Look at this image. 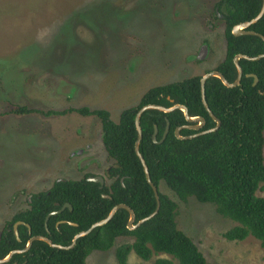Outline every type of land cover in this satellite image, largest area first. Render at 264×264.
<instances>
[{"label": "rangeland", "instance_id": "374dc122", "mask_svg": "<svg viewBox=\"0 0 264 264\" xmlns=\"http://www.w3.org/2000/svg\"><path fill=\"white\" fill-rule=\"evenodd\" d=\"M215 1L0 0V230L28 206L29 194L54 180L105 177L113 161L100 120L75 109H105L117 121L146 89L202 76L221 62L224 25L214 16ZM203 43L207 52L198 57ZM23 105L60 113L12 112ZM260 187L257 195L264 196ZM159 189L177 202L178 228L209 263L264 264L256 239L223 237L234 223L212 204L183 202L163 183ZM131 241L119 237L115 246ZM115 246L92 251L86 264H117ZM158 257L171 259L131 252L128 262L152 264Z\"/></svg>", "mask_w": 264, "mask_h": 264}, {"label": "trees", "instance_id": "16d2710c", "mask_svg": "<svg viewBox=\"0 0 264 264\" xmlns=\"http://www.w3.org/2000/svg\"><path fill=\"white\" fill-rule=\"evenodd\" d=\"M261 5L262 0H217L214 3L223 15L225 40L224 58L214 69L230 83L237 76L233 63L235 55L264 54V41L259 36L232 34L233 26L254 18ZM245 30L264 35V13ZM238 63L242 76L237 86L226 87L217 77H209L205 83V100L220 120L217 130L190 139H178L174 135L176 127L196 124L188 122L182 110L150 109L141 115L139 152L151 181L158 188L160 200L159 210L152 218L130 230L127 228L129 212L120 208L108 222L77 238L72 248L60 249L43 240H35L27 251L16 253L0 264H86L92 251L111 249L119 237H128L132 241L115 246L117 264H130L128 255L131 252L143 260L159 254L171 256V259L158 257L152 264H174V260L176 264H211L195 242L178 228V204L160 191L161 183L179 200L185 202L193 197L201 203H210L219 215L230 219L234 224L222 233L227 240L242 241L252 237L264 249V196L257 195L260 185L264 184V57L258 60L240 58ZM249 73L256 75L255 85L253 77L246 76ZM200 78L195 75L146 89L135 105L120 112L117 121H113L105 109H75L100 120L101 142L113 161L105 170V177L110 182L101 186L87 180L93 175L85 174L79 179L58 178L47 190L29 194L28 206L17 211L0 230V259L12 250L23 249L28 239L37 235L54 244L68 246L77 233L105 218L116 204L123 203L132 209L134 224L152 213L156 200L134 150L135 114L146 104L164 107L182 104L189 116L202 117L204 124L199 130L182 128L180 135L214 127L216 123L202 103ZM12 112H36L46 116L60 113L43 112L25 105L15 107ZM166 121L169 130L165 139L159 142ZM155 127L156 142L152 139ZM64 203H69L71 209L66 207L48 216ZM17 221L24 222L17 228L19 240L13 232V224Z\"/></svg>", "mask_w": 264, "mask_h": 264}, {"label": "water", "instance_id": "95a60500", "mask_svg": "<svg viewBox=\"0 0 264 264\" xmlns=\"http://www.w3.org/2000/svg\"><path fill=\"white\" fill-rule=\"evenodd\" d=\"M264 13V0H262V5H261V9L260 11L258 12V14L248 20V21H244V22H240L236 25L233 26L232 28V34L234 36H239L241 34H252V35H257L259 36L263 41H264V35L260 34V33H257V32H254V31H249V30H245L246 28H248L250 25L256 23L263 15ZM207 47V46H206ZM201 57V56H199ZM264 57V54H259V55H256V56H247V55H243V54H237L234 56L233 58V63L236 67V70H237V76H236V79L230 83L228 82L224 76L216 71V70H212L208 73H205L201 76L200 78V94H201V99H202V103H203V106L204 108L206 109V111L208 112L209 116L215 121V126L210 128V129H207V130H202V131H199V132H196L194 134H191V135H186V136H183V135H180V130L182 128H191V129H195V130H199L203 124H204V119L202 117H199V116H194V117H191L189 116L188 114V111H187V108L182 105V104H174L173 106L171 107H164V106H160V105H157V104H146V105H143L141 106L138 111L136 112L135 114V118H134V124H135V128H136V131H137V137H136V141H135V144H134V150H135V153L137 155V157L139 158L140 160V163L142 165V168H143V172L145 174V178H146V181L147 183L150 185V187L152 188V191H153V194H154V197H155V200H156V207L154 209V211L152 213H150L148 216L138 220L135 224L133 223L134 222V213L132 211V209L130 207H128L126 204H123V203H120V204H116L115 206L112 207V209L110 210L109 214L93 223L88 229L84 230V231H80L79 233H77L71 243L68 245V246H62V245H58V244H54L52 243L48 238L44 237V236H40V235H37V236H32L28 239L25 247L23 249H15V250H12L10 251L4 258H1L0 259V263H3V262H6L8 261L14 254L16 253H22V252H25L27 251L31 244L33 243V241L35 240H43L45 242H47L51 247H56V248H60V249H69V248H72L74 246V244L76 243V240L77 238L81 237V236H84V235H87L88 233H90L95 227L97 226H101L103 224H105L106 222H108L112 216L114 215V213L120 209V208H124L126 209L128 212H129V219H128V222H127V228L128 229H135L136 227H138L139 225H141L143 222L149 220L150 218H152L159 210V207H160V200H159V195H158V188L154 185V183L151 181V178H150V174H149V171H148V168H147V165L143 159V156L141 155V153L139 152V143H140V140L142 138V132H141V127H140V117L141 115L146 111V110H150V109H157V110H161L163 112H170L174 109H180L183 111L184 113V116H185V119L188 121V122H196V124L194 125H182V126H178L175 128L174 130V135L178 138V139H190V138H194L196 136H199L201 134H205V133H208V132H212V131H215L219 128L220 126V120L213 114V112L210 110L206 100H205V83H206V80L209 78V77H217L221 80V82L226 86V87H234V86H237L239 83H240V79H241V76H242V69L238 63V60L240 58H245V59H248V60H258L260 58ZM254 77V82H253V85L257 82V77L256 75L254 74H250ZM168 130H169V122L166 121V126H165V130L162 134V137L160 139L159 142H162L167 133H168ZM156 134H157V128L155 127L154 128V133L152 135V139L153 141L156 142ZM87 180H90V181H94V182H97L99 183L101 186L104 184V177L101 176V175H96V176H93V177H88ZM65 207H70V204L69 203H65L62 208L57 211V212H60L62 209H64ZM56 211H53L51 213L48 214V216L50 214H54V213H57ZM48 216L46 217V220L48 218ZM20 224H24V222L22 221H17L13 224V232H14V235L16 236L17 240H19V237H18V225ZM27 225V224H26ZM28 227V230H30V227L29 225H27ZM16 264V263H14Z\"/></svg>", "mask_w": 264, "mask_h": 264}, {"label": "flooded vegetation", "instance_id": "af4514ba", "mask_svg": "<svg viewBox=\"0 0 264 264\" xmlns=\"http://www.w3.org/2000/svg\"><path fill=\"white\" fill-rule=\"evenodd\" d=\"M216 1H217V0H216ZM216 1H215V2H216ZM212 10L214 11V16H215V18H221V19H222L223 15H222L221 13L218 12V9H217L216 7H214V5L212 6ZM216 16H217V17H216ZM204 43H205V42H204ZM204 43L201 45V47H200V49H199L200 52H199L198 57H199V56L204 57V55H205L206 52H207V47H206L207 45L204 44ZM216 66H217V65H216ZM216 66H214V68H215ZM214 68H213L212 70H215ZM212 70H209L208 72H210V71H212ZM216 71H217V70H216ZM208 72L206 71L205 73H208ZM205 73H204V74H205ZM250 74H252V73H249V74H247L246 76H248V77H253V76L250 75ZM254 75H255V74H254ZM253 79H254V77H253ZM253 82H254V80H253ZM256 83H257V82H256ZM256 83H255V84H256ZM255 84H254V85H255ZM78 153H80V151H78ZM93 176H96V175H93ZM93 176H89V177H93ZM87 178H88V177H87ZM104 183H105V181H104ZM64 204H65V203H64ZM64 204H63V205H64ZM63 205H62V206H63ZM61 208H62V207H61ZM61 208H60V209H61ZM65 208H66V207H65ZM60 209H59V210H60ZM59 210H57V211H59ZM62 210H63V209H62ZM62 210H61V211H62ZM57 211H56V212H57Z\"/></svg>", "mask_w": 264, "mask_h": 264}]
</instances>
